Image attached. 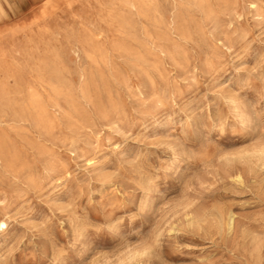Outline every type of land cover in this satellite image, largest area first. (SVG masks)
<instances>
[{
	"label": "rangeland",
	"instance_id": "374dc122",
	"mask_svg": "<svg viewBox=\"0 0 264 264\" xmlns=\"http://www.w3.org/2000/svg\"><path fill=\"white\" fill-rule=\"evenodd\" d=\"M0 2V264H264V0Z\"/></svg>",
	"mask_w": 264,
	"mask_h": 264
},
{
	"label": "bare ground",
	"instance_id": "6f19581e",
	"mask_svg": "<svg viewBox=\"0 0 264 264\" xmlns=\"http://www.w3.org/2000/svg\"><path fill=\"white\" fill-rule=\"evenodd\" d=\"M33 2V1H32ZM7 4V3H6ZM0 5H1V2H0ZM9 6V5H8ZM2 20V19H1ZM169 32V31H168ZM1 38H2V35H1V33H0V43H3L2 42V40H1ZM184 44V43H183ZM95 60V59H94ZM174 76V75H173ZM224 85V84H223ZM222 85V86H223ZM233 103V102H232ZM231 103V104H232ZM190 104V103H189ZM235 105H237V104H235ZM51 106V105H50ZM233 107H234V105H233ZM42 108V107H41ZM242 108V107H241ZM241 110V109H240ZM236 111V108H235V110L234 111H232V112H235ZM34 112V111H33ZM236 113H237V111H236ZM175 115V114H174ZM236 115V114H235ZM233 116H234V114H233ZM237 116V115H236ZM235 116V117H236ZM236 119H239L240 120V118H237L236 117ZM241 121V120H240ZM244 121H245V119H244ZM223 122H225V121H223ZM214 131V130H213ZM263 143H264V141H263ZM262 143V144H263ZM240 155H243V156H241L240 158H238V159H230V158H225V160H259V161H264V145H262V146H258V148H256V149H254V150H252V151H249V152H246V153H243V154H240ZM172 162V161H171ZM198 172V171H197ZM215 175V174H214ZM250 177V176H249ZM234 181L235 182H237V183H241L242 181H243V177H242V175L241 174H239V173H237L236 174V177L234 178ZM186 210H187V208H186ZM223 220V219H222ZM223 223V222H222ZM227 225L229 226V227H231V226H233V222H232V220L231 219H229V221H228V223H227ZM167 226V225H166ZM168 227V226H167ZM157 238H158V235H157Z\"/></svg>",
	"mask_w": 264,
	"mask_h": 264
}]
</instances>
